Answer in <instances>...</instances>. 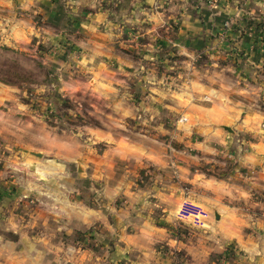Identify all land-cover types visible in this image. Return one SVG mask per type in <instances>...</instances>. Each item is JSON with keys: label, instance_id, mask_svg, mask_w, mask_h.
<instances>
[{"label": "rangeland", "instance_id": "rangeland-1", "mask_svg": "<svg viewBox=\"0 0 264 264\" xmlns=\"http://www.w3.org/2000/svg\"><path fill=\"white\" fill-rule=\"evenodd\" d=\"M12 1L0 8V249L28 236L49 252L44 264H85L87 252L104 264H264V158L247 159L264 132L238 117L220 125L234 141L217 138L210 153L195 145L210 133L179 128L194 116L174 100L194 78L219 80L264 128V65L237 69L241 52L187 41L156 50L176 31L132 25L136 0ZM187 202L211 225L179 213ZM79 205L91 212L74 216Z\"/></svg>", "mask_w": 264, "mask_h": 264}, {"label": "crops", "instance_id": "crops-1", "mask_svg": "<svg viewBox=\"0 0 264 264\" xmlns=\"http://www.w3.org/2000/svg\"><path fill=\"white\" fill-rule=\"evenodd\" d=\"M79 3L85 4V0H79ZM160 4L165 7V10H153L155 5L158 6ZM131 5L135 7V10H132L133 15H128V17L127 15L121 14L122 20L128 17L132 25L139 23L140 21H150V28L153 30L157 29V27L163 26V31H169L173 26V29L176 31L174 32L173 30V36L174 34H176V36H172V40L163 37L160 42H155L157 46L156 50L158 51L165 49L169 45L168 43H165L167 41L174 42V44L179 47H182L183 43L187 41L193 46L199 45V51H203V49L211 51V49H205L206 47H209L212 48V50H220L221 52H226L228 54L231 53L234 56H239V52H241L244 59V65L240 68L236 67L237 69L244 68V70L250 72V69H255L254 65H264V41H262L264 38V0H217V7L212 5L211 0H136L131 1ZM3 6H6L7 10L10 11V8H13L14 3L12 0H0V8H3ZM78 9L80 13L84 12V7ZM94 15L96 18L100 19L104 14L96 12ZM245 18L254 20L252 23L253 25L262 22L263 25L259 28L246 27L244 24ZM81 20L85 21V19ZM147 28H149V26ZM155 34L156 33L153 31L152 35ZM83 47L85 48V43L83 44ZM82 55L85 56V54ZM83 60H85V57H83ZM213 62L217 64L215 59ZM106 63H108V60L105 58L98 61V64L101 65V67ZM251 64H253V66ZM253 70L252 74L255 73ZM246 74L248 75L249 73ZM212 80L217 81V78L210 77V81ZM217 82L221 83L222 81L218 80ZM218 84L201 81L197 77L191 80L190 87L188 86V88H185L187 86H184L185 89H183V91L180 90L181 92H176L174 97L176 102L181 103L182 108L188 106L187 114L194 116L190 119L186 116V112L185 114L182 113L181 115H185L187 119L186 122L178 123L179 128H182L184 131H190L196 126V131L210 133L208 135L209 137L204 141L195 143L197 147L207 150L210 153L215 152L217 149L213 145V140L219 138L218 140L228 143L234 141L233 137L227 135L223 137L224 133L220 125H224V123L225 125L230 123L235 124L233 121L238 117L241 118V126H246L249 130L258 129L260 132H264V128L261 127L262 114L249 107L245 108L246 105L242 101L234 99L231 93L233 91L232 85H224L222 83L223 87H221L222 85ZM204 91H207L210 95H214V100L212 102L199 100L202 99ZM237 128L239 129V127ZM96 135L105 139L110 138L116 140L118 143H126L125 140L121 141L122 138L113 133L98 131ZM228 139L230 140L228 141ZM238 140L239 139H237V141ZM131 144L132 145L129 146L138 148L140 152L146 151V148L143 145ZM256 145L257 151H255V154L247 156V159L251 162L264 158V143L261 142ZM52 191L55 194L67 196V193L65 192L59 190ZM189 204L198 206L201 209L197 212H193L191 210L192 208L189 207ZM202 208L203 206L200 204L187 202L181 206L179 213L182 214L183 212H187L189 217L194 216L200 219L201 223L203 221L205 226H210L211 221L206 215L207 211ZM77 212L78 213L74 216H77V214L85 216V214L87 215L91 212V209L89 208L87 210L81 205ZM35 220L37 221V219ZM75 223L76 224H73L72 226H84L82 220ZM66 227L69 228L68 225H66L65 228ZM39 239L40 237H34L32 239L31 237L23 236L20 240L21 243H23V246L14 248L11 251L9 247H1L0 264H10V259H12L15 264L46 263L44 262L42 255L45 259L49 252H46V250L43 249L42 242H40ZM248 242L253 243L251 244L252 247L257 245L252 239H248ZM25 244L28 246L26 247ZM129 247L132 246L129 245ZM128 258V260H132L131 257ZM166 259L169 258H165V261ZM149 262L151 263V259ZM85 264H104L103 256L97 253L87 252L85 253Z\"/></svg>", "mask_w": 264, "mask_h": 264}, {"label": "built area", "instance_id": "built-area-1", "mask_svg": "<svg viewBox=\"0 0 264 264\" xmlns=\"http://www.w3.org/2000/svg\"><path fill=\"white\" fill-rule=\"evenodd\" d=\"M213 2H212V5H214L215 7H217V0H212Z\"/></svg>", "mask_w": 264, "mask_h": 264}]
</instances>
